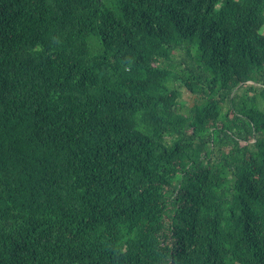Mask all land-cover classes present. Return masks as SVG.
<instances>
[{
    "label": "trees",
    "instance_id": "16d2710c",
    "mask_svg": "<svg viewBox=\"0 0 264 264\" xmlns=\"http://www.w3.org/2000/svg\"><path fill=\"white\" fill-rule=\"evenodd\" d=\"M0 264H264V0H0Z\"/></svg>",
    "mask_w": 264,
    "mask_h": 264
},
{
    "label": "rangeland",
    "instance_id": "374dc122",
    "mask_svg": "<svg viewBox=\"0 0 264 264\" xmlns=\"http://www.w3.org/2000/svg\"><path fill=\"white\" fill-rule=\"evenodd\" d=\"M185 100H186V104H189V98H188V96L185 94Z\"/></svg>",
    "mask_w": 264,
    "mask_h": 264
}]
</instances>
